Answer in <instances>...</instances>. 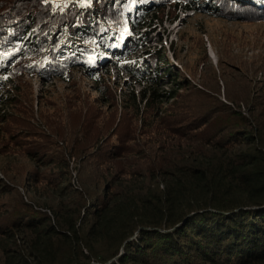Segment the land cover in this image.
Instances as JSON below:
<instances>
[{
    "label": "trees",
    "instance_id": "obj_1",
    "mask_svg": "<svg viewBox=\"0 0 264 264\" xmlns=\"http://www.w3.org/2000/svg\"><path fill=\"white\" fill-rule=\"evenodd\" d=\"M164 1L172 0H0V69L27 57L35 59L28 70L67 80L69 61L86 67L97 80L90 67L124 43L127 23L137 25L146 4H159L156 12H163ZM207 2L209 14L264 20V0ZM90 4L98 15H91ZM141 37L138 33L132 45ZM53 44L57 50L46 55ZM150 53L155 56L149 79L156 82L164 58ZM165 73L178 90L189 88L177 67ZM7 78L0 75V82ZM99 89L112 97L106 85ZM179 96L174 87L164 94L152 88L144 112H152L155 102L159 107L169 98L179 102L184 95ZM206 96L200 106L177 105L163 112L154 120L158 123L143 121L139 136L150 146L132 147L128 142L136 139L137 127L122 129V118L114 125L113 114L100 121L85 114L87 122L74 131L72 148L85 142L95 149L94 161L106 164V188L89 205H60L53 210L55 221L30 204L18 211L1 203L0 264H264V130L258 128L260 136L254 137L247 117ZM126 101L125 108L133 110L135 98ZM24 150L55 167L31 178L27 174L30 186L31 179L44 181L45 195L60 193L66 200L77 192L70 181L65 183L69 162L64 158ZM6 188L0 183L1 193Z\"/></svg>",
    "mask_w": 264,
    "mask_h": 264
},
{
    "label": "rangeland",
    "instance_id": "obj_2",
    "mask_svg": "<svg viewBox=\"0 0 264 264\" xmlns=\"http://www.w3.org/2000/svg\"><path fill=\"white\" fill-rule=\"evenodd\" d=\"M164 2L163 12H156L159 4H146L145 10L139 12V23L135 26L127 23L129 37L122 44L127 49L123 51L121 45L115 53L106 51L102 62L90 67L99 76L97 80L91 78L86 67L69 61L65 66L67 80L28 70L35 59L29 58V61L27 57L14 59L0 69V75L8 77L5 83L0 82V183L7 186L6 193L0 192V204L18 211L30 204L55 221L53 210L60 205L68 208L79 201L89 205L96 199L95 194L102 195L107 185V180H102L106 164L94 161L95 149L83 146L85 142L72 148L74 131L84 119L87 122L85 114L96 116L99 121L113 114L114 125L122 118V129L137 127L136 139L128 143L132 147L148 146L150 140L139 136L144 129L143 121L158 123L154 121L157 116L179 109L177 105L200 106L207 100L204 93L212 104L247 117L255 128L248 131L254 137L260 136L258 128L264 130V20L209 14L207 0L204 4L199 0ZM90 10L92 16L99 13L96 5L90 4ZM99 16V23L105 24ZM138 33L142 34L140 43L133 46L131 41ZM74 41L81 43L77 36ZM55 50L57 45L53 44L51 49L46 48L45 54ZM150 52H158L164 58L159 62L160 79L156 82L149 79L152 75L149 61L155 56ZM174 66L190 83L185 92L178 90L169 77L165 78L166 68L171 71ZM103 85L112 97L106 96L105 90L101 94L99 87ZM173 87L179 97L184 95L182 100L176 102V97L169 98L160 107L155 102L153 110L148 109L152 112H144V103L151 96L152 88L164 94ZM127 97L132 103L135 98L133 110L124 106L129 103ZM25 147L36 153H53L69 162L65 183L70 181L77 190L69 200L60 193L45 195L44 191L49 189H43L44 181L31 179L32 186L28 184L27 174L31 178L35 173L46 174L55 167L40 163ZM77 149L81 151L78 154ZM5 206L2 207L7 209ZM80 211L85 212L84 206Z\"/></svg>",
    "mask_w": 264,
    "mask_h": 264
}]
</instances>
